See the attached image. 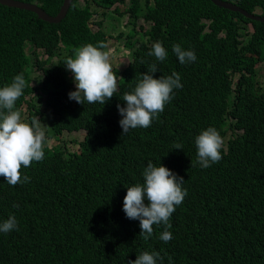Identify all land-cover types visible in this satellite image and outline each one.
Instances as JSON below:
<instances>
[{"label": "trees", "instance_id": "1", "mask_svg": "<svg viewBox=\"0 0 264 264\" xmlns=\"http://www.w3.org/2000/svg\"><path fill=\"white\" fill-rule=\"evenodd\" d=\"M22 1L51 15L62 2ZM229 1L264 14V0ZM114 3L127 32L112 36L101 22ZM139 17L146 25L135 29ZM110 37L130 54L112 67L116 94L104 105L70 100L75 86L65 59ZM155 42L168 53L163 62L148 54ZM176 44L193 51L195 62L181 64ZM152 64L154 78L177 72L182 87L151 127L122 134L117 105L126 106L121 96ZM21 73L27 86L15 109H26L29 124L41 113L44 158L22 166L26 183L11 186L0 176V223L14 216L18 227L0 232V264H128L145 251L159 253L157 264H264V20L210 0H70L57 22L0 3V87ZM208 127L223 138L222 159L202 168L195 138ZM78 128L82 136L70 149L62 134ZM149 161L184 178L167 243L159 239L164 225H153L145 241L139 221L123 211L127 187L143 183Z\"/></svg>", "mask_w": 264, "mask_h": 264}, {"label": "clouds", "instance_id": "2", "mask_svg": "<svg viewBox=\"0 0 264 264\" xmlns=\"http://www.w3.org/2000/svg\"><path fill=\"white\" fill-rule=\"evenodd\" d=\"M107 45L99 42V46L86 44L74 50V55L67 57L63 63L72 74L75 90L68 93L69 99L79 104L104 105L116 94L117 79L110 63L109 54L102 49ZM173 52L181 64L195 62L196 55L191 50L173 45ZM156 61L163 62L168 53L160 42H155L148 53ZM158 70L156 64L148 66L134 89L123 93L121 99L126 106L117 105L121 115L119 124L122 134L130 129L151 127L154 118L159 119L164 106L172 98L174 89L181 88L179 73L154 78L152 73ZM27 82L24 75L18 74L11 84L0 87V176L11 186L28 182L29 177L21 175V168L29 167L32 162L44 158L45 133L36 118L31 123L22 120L21 113L15 109V102L24 94ZM224 141L218 130L208 127L195 138L197 148L196 162L207 168L222 159L220 149ZM174 149H183L175 144ZM143 183L127 187L123 200V211L130 220H138L140 235L147 241L153 235V225H164L159 239L165 243L172 239L168 231L169 220L176 206L183 202L186 190L182 188L183 177H178L172 170L160 164L155 166L151 161L143 170ZM147 200V203H145ZM18 230L14 216L0 223V232L7 233ZM163 259L159 253L142 252L128 264H157Z\"/></svg>", "mask_w": 264, "mask_h": 264}, {"label": "rangeland", "instance_id": "3", "mask_svg": "<svg viewBox=\"0 0 264 264\" xmlns=\"http://www.w3.org/2000/svg\"><path fill=\"white\" fill-rule=\"evenodd\" d=\"M79 2H81V0H79ZM127 3V0H124V4ZM118 6L121 7V3H114L112 4L108 9V14L110 15H105L104 19H102V24H101V28H103L106 32L110 33L112 36H114L116 33H118V31L122 30L124 32H127V27H125L123 25V23L125 22L126 19V15L122 16L121 18H116L115 16V12H113L111 9H113L114 6ZM256 12H259L258 9L255 10ZM93 19H98L100 18L99 15H97L96 13L93 14ZM146 25L144 21H142V19L139 17L136 20V24H135V29H138V25ZM122 25V26H121ZM92 28H95V25L92 23L91 24ZM123 37V35H122ZM111 38V37H110ZM107 53L109 54L110 57V63L112 65V67L117 66L121 63H124L127 59V53H126V48L124 47V45L122 44V41L120 39H117L114 37H112L111 39L107 40ZM105 50V51H106ZM130 57V54H129ZM128 57V58H129ZM56 59V56H53L51 61L54 62ZM40 72L39 71H33L32 75L33 78H36V76H39ZM75 86V84H74ZM37 108L38 110H45V108L42 106V102L38 103L36 102ZM22 111H20L21 113V117L22 120L26 117L27 119H29L28 113L26 111V109L21 108ZM31 111H34V108H30ZM36 118L40 124V127L42 128L43 125V120L41 118V113L37 114L34 113L32 119ZM27 119L24 120V122L27 123ZM52 119V116H51ZM49 123H51V120L49 121ZM82 132L83 129L82 128H78V129H74L71 131H67V132H63L62 134V139L66 142V145L70 148V149H74L77 147L76 145V141H78L81 136H82ZM48 141L51 142L53 141L52 137L48 138Z\"/></svg>", "mask_w": 264, "mask_h": 264}, {"label": "water", "instance_id": "4", "mask_svg": "<svg viewBox=\"0 0 264 264\" xmlns=\"http://www.w3.org/2000/svg\"><path fill=\"white\" fill-rule=\"evenodd\" d=\"M215 5L224 7L228 10H234L238 11L241 14H243L246 17L256 19V20H264V14L259 13H253L250 11H246L245 9L241 8L239 5L229 1V0H210ZM70 0H62L58 10L55 14L51 15L46 13L41 7H39L37 4L29 1H22V0H0V3L15 7H20L24 9H28L30 11H33L37 17L40 19L49 21V22H57L60 20V18L64 15L67 6L69 4Z\"/></svg>", "mask_w": 264, "mask_h": 264}]
</instances>
